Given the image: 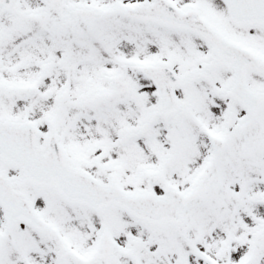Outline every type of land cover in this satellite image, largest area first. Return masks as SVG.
Wrapping results in <instances>:
<instances>
[{
    "label": "snow or ice",
    "instance_id": "6c2138e0",
    "mask_svg": "<svg viewBox=\"0 0 264 264\" xmlns=\"http://www.w3.org/2000/svg\"><path fill=\"white\" fill-rule=\"evenodd\" d=\"M0 264H264V0H0Z\"/></svg>",
    "mask_w": 264,
    "mask_h": 264
}]
</instances>
